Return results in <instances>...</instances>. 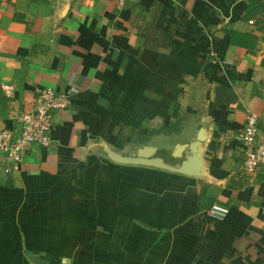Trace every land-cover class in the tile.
<instances>
[{"label": "crops", "instance_id": "obj_1", "mask_svg": "<svg viewBox=\"0 0 264 264\" xmlns=\"http://www.w3.org/2000/svg\"><path fill=\"white\" fill-rule=\"evenodd\" d=\"M244 1L0 0V127L40 87L68 95L46 144L15 167L0 152V264H264V163L244 171L240 145L248 111L264 126V27L252 51L227 42L254 25ZM200 127L197 173L108 157L148 145L178 165Z\"/></svg>", "mask_w": 264, "mask_h": 264}, {"label": "built area", "instance_id": "obj_2", "mask_svg": "<svg viewBox=\"0 0 264 264\" xmlns=\"http://www.w3.org/2000/svg\"><path fill=\"white\" fill-rule=\"evenodd\" d=\"M252 22V19H248ZM68 95L63 90L44 86L37 89L29 106L17 115L18 127H0V152L12 160V166L21 159L23 150L28 144L35 142L44 145L48 142V130L51 125L50 110L65 108ZM242 150V168L251 173L264 163V126H257V115L248 111L245 114L240 132ZM228 207L211 203L206 212L216 218H222Z\"/></svg>", "mask_w": 264, "mask_h": 264}, {"label": "water", "instance_id": "obj_3", "mask_svg": "<svg viewBox=\"0 0 264 264\" xmlns=\"http://www.w3.org/2000/svg\"><path fill=\"white\" fill-rule=\"evenodd\" d=\"M202 130V127L198 128L195 137L186 144L188 147V153L184 155L178 165L169 164L160 156L150 155L153 148L148 145L138 147L134 154L130 153L128 155H123L107 149L108 157L116 162L147 164L186 174L197 173L201 169V147L199 146V140L202 138ZM184 145V143L176 144V148ZM29 256L37 264H54L41 261L32 255Z\"/></svg>", "mask_w": 264, "mask_h": 264}, {"label": "trees", "instance_id": "obj_4", "mask_svg": "<svg viewBox=\"0 0 264 264\" xmlns=\"http://www.w3.org/2000/svg\"><path fill=\"white\" fill-rule=\"evenodd\" d=\"M260 9V15L253 21L254 25L249 29L238 30L230 29L227 32V42L230 44L239 45L244 47L247 51H252L256 45L257 33L264 27V0H245L243 5L242 19L247 20L254 15V13ZM180 127V119H176L173 122H169L165 125L160 124L157 127H150L145 132H135L130 137V142L133 144L143 143L148 138L159 132L168 133L176 131Z\"/></svg>", "mask_w": 264, "mask_h": 264}, {"label": "rangeland", "instance_id": "obj_5", "mask_svg": "<svg viewBox=\"0 0 264 264\" xmlns=\"http://www.w3.org/2000/svg\"><path fill=\"white\" fill-rule=\"evenodd\" d=\"M189 124H190V121H187L185 123V126L181 127V129L179 130L180 132H182L181 136L187 135L191 132L192 128H191V126H189ZM170 135L171 134H158V135L154 136L156 138H153L154 141H152V143H156L157 145H159V148L157 149L156 153L164 156L165 158L168 157L169 160L172 157L170 154L174 150V143H173L171 151H169L170 154H169V152L165 151L164 149H161L160 145L161 144H170V142L172 141V138L170 137Z\"/></svg>", "mask_w": 264, "mask_h": 264}]
</instances>
